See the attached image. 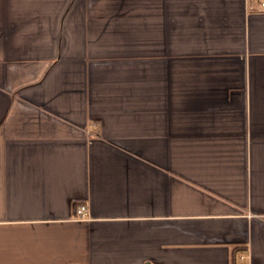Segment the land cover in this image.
I'll list each match as a JSON object with an SVG mask.
<instances>
[{
	"label": "crops",
	"instance_id": "crops-1",
	"mask_svg": "<svg viewBox=\"0 0 264 264\" xmlns=\"http://www.w3.org/2000/svg\"><path fill=\"white\" fill-rule=\"evenodd\" d=\"M234 260L264 264V11L0 0V264Z\"/></svg>",
	"mask_w": 264,
	"mask_h": 264
},
{
	"label": "built area",
	"instance_id": "built-area-1",
	"mask_svg": "<svg viewBox=\"0 0 264 264\" xmlns=\"http://www.w3.org/2000/svg\"><path fill=\"white\" fill-rule=\"evenodd\" d=\"M252 5H256L258 8L264 11V0H249ZM76 213L79 217H85L87 214V209L85 205H77Z\"/></svg>",
	"mask_w": 264,
	"mask_h": 264
},
{
	"label": "trees",
	"instance_id": "trees-1",
	"mask_svg": "<svg viewBox=\"0 0 264 264\" xmlns=\"http://www.w3.org/2000/svg\"><path fill=\"white\" fill-rule=\"evenodd\" d=\"M233 264H238V263H236V261L234 260Z\"/></svg>",
	"mask_w": 264,
	"mask_h": 264
}]
</instances>
